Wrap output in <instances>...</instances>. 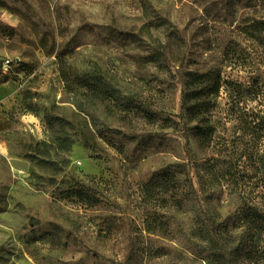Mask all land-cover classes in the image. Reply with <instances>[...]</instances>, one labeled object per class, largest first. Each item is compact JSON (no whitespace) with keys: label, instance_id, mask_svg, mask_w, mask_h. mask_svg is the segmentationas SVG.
Segmentation results:
<instances>
[{"label":"rangeland","instance_id":"rangeland-1","mask_svg":"<svg viewBox=\"0 0 264 264\" xmlns=\"http://www.w3.org/2000/svg\"><path fill=\"white\" fill-rule=\"evenodd\" d=\"M263 186L264 0H0V264H264Z\"/></svg>","mask_w":264,"mask_h":264},{"label":"trees","instance_id":"trees-1","mask_svg":"<svg viewBox=\"0 0 264 264\" xmlns=\"http://www.w3.org/2000/svg\"><path fill=\"white\" fill-rule=\"evenodd\" d=\"M61 75L63 78H66L68 75L71 76L74 74H73V70L67 67L65 72L61 71ZM198 78L201 79L203 77L201 75H198ZM194 82L197 83L198 80H194ZM193 92H194L192 97L193 101H190L188 94H186L185 92L182 94L183 96L182 108L187 116L193 117L194 119L198 120L202 109V104H201L202 100H200V98L202 97L198 95V85L194 87ZM198 134L203 139L204 133L202 132V130H199ZM263 192H264V186H263ZM260 199H262V201L264 200V194L260 197ZM261 204L264 205V203ZM246 212L247 213L249 212V214L252 215V219H256V217L260 219L262 222V226L264 227V207L263 208L254 207V209L251 212L249 211V209H247ZM197 223L199 225L198 231H200V229H202V227L205 226L204 222L197 220Z\"/></svg>","mask_w":264,"mask_h":264}]
</instances>
